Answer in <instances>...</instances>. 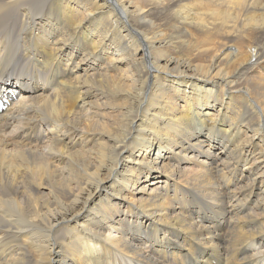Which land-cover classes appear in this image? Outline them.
<instances>
[{"label":"bare ground","instance_id":"6f19581e","mask_svg":"<svg viewBox=\"0 0 264 264\" xmlns=\"http://www.w3.org/2000/svg\"><path fill=\"white\" fill-rule=\"evenodd\" d=\"M0 96V264H264V0H0Z\"/></svg>","mask_w":264,"mask_h":264},{"label":"rangeland","instance_id":"374dc122","mask_svg":"<svg viewBox=\"0 0 264 264\" xmlns=\"http://www.w3.org/2000/svg\"><path fill=\"white\" fill-rule=\"evenodd\" d=\"M24 87H25V85H24ZM23 91H24L23 89H19V90H17V92H16V98L19 97V96H21V93H22Z\"/></svg>","mask_w":264,"mask_h":264}]
</instances>
